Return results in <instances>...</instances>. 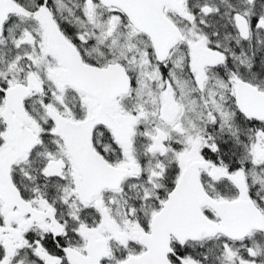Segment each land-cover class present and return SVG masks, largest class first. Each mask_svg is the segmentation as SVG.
I'll return each mask as SVG.
<instances>
[{
	"label": "snow or ice",
	"instance_id": "6c2138e0",
	"mask_svg": "<svg viewBox=\"0 0 264 264\" xmlns=\"http://www.w3.org/2000/svg\"><path fill=\"white\" fill-rule=\"evenodd\" d=\"M0 264H264V0H0Z\"/></svg>",
	"mask_w": 264,
	"mask_h": 264
}]
</instances>
